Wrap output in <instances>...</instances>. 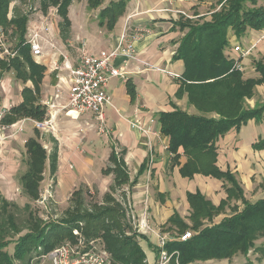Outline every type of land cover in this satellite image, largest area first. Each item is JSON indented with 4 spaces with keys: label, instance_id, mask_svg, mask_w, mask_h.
I'll use <instances>...</instances> for the list:
<instances>
[{
    "label": "crops",
    "instance_id": "obj_1",
    "mask_svg": "<svg viewBox=\"0 0 264 264\" xmlns=\"http://www.w3.org/2000/svg\"><path fill=\"white\" fill-rule=\"evenodd\" d=\"M117 1L119 0H106L104 6ZM125 1H127L126 13L119 18L113 29L106 26L101 27L97 15L96 25L94 24L96 28L92 25L95 29L92 33L84 27L80 30L79 36L75 32L79 31L78 28L73 29L72 26L70 34L75 33L77 39H84L83 49L87 54L94 56L117 48L125 33L130 41L135 36L138 38L134 42L135 55L127 63L126 78H112L108 82V94L112 105H108L104 111L105 132H101L100 123L93 113H85L77 120L65 115L63 107L69 104L71 89V73L66 65L74 68L78 66L83 49H78L76 58L68 51L69 48H74V43L70 40V36L66 40L62 38L57 17L55 23L49 25L50 32L47 35L56 48L52 49L45 44L44 55L41 58H34L30 53L33 63L44 69L38 86L33 80L24 82L16 78L13 70L2 71L0 68V80L3 81L0 86V111L7 110L4 116L9 114L14 107L22 104L25 89H33L34 95L38 96L36 105L42 106L45 112L42 120L23 118L13 124H3L9 128L6 131V140L0 144V162L5 158H15L14 153L18 154L16 149L10 146V141L19 142L22 136L28 137L24 141L25 147L28 140L37 137V132H39V139L49 154L57 152V172L54 175L57 176L60 194L64 196L73 192V197L79 190H82L83 197L84 190L79 188L81 185L90 189L92 193L96 191L104 197L112 193L116 198V193L126 191L132 202L129 208L133 222L127 215V206L123 203L126 216L134 231L147 238L141 240V246L148 264H158L156 233L168 234L164 226L174 214H178L188 224L192 213L188 194L200 193L215 207H219L227 200L225 191L227 184L223 181L202 174H195L191 179L185 178L179 171L180 167H171L172 157L168 151L170 142L168 137L162 135L160 115L174 112L177 109L192 116L219 118V115L215 112L204 114L198 111L194 105L189 104L187 92L181 90V79H173L166 72L157 70L171 71L180 76L185 72L183 61H175L174 57L186 31L182 32L179 26L175 25L179 15L174 14L173 11H182L185 8L191 10V17L205 18L203 14H198L193 10L198 3L194 0L186 3L180 0ZM212 1L207 0L213 5ZM213 2L216 4L215 1ZM12 5L8 15L10 19L13 17ZM219 7L213 13L219 11ZM47 12L31 15L26 37L30 27L38 24L39 19L42 23V18L48 14ZM83 21L86 22V18H83ZM105 28L108 30L106 36L104 40H100L97 36L98 30L101 33V30ZM94 31L96 39H93ZM137 31L142 33L136 35ZM231 33L228 34L230 47L224 52L227 58L235 61L239 57V53L234 51L235 46H238L237 43L234 46V42L240 41L242 44L241 40L245 42L242 44L244 45L242 49L250 50L251 48L254 57L252 62L260 61V57L264 58V31L250 29L241 38ZM18 55V58L24 61L22 56ZM248 56L242 57L245 59L241 63L242 67L251 61ZM122 60L119 59L112 65L119 68L123 65ZM250 69V72L245 74L247 69L245 67L243 69L245 80L260 77L253 65ZM9 74L12 76L9 77ZM13 75H15V80ZM129 85L134 87V95L129 92ZM47 100L54 104V108L46 107ZM262 105H264V85H259L255 88L253 97L246 100L245 107L252 109ZM50 116L54 120L53 128L48 133L37 130L32 123L33 120L46 121ZM25 119L30 121H27L23 131L16 135L14 133L16 129L11 126ZM135 124L138 127H133ZM261 139H264V120L258 122L252 119L241 129H232L217 142V167L223 172L230 170L236 175L244 188L245 197L249 201L251 199L252 204L264 199V149L258 150L254 147ZM50 142L53 145L51 148L48 146ZM16 146V144L13 145L15 148ZM25 148L27 153V147ZM179 152L181 153L180 162L183 165L187 157L183 155L182 148ZM113 153L117 159L124 161L127 173L128 182L119 187H114L116 175L113 171L114 164L110 159ZM112 187L116 188L114 193ZM102 202L94 203L102 204ZM224 213L225 209L215 217L214 223H219L228 216ZM145 216L151 232L142 231L140 228ZM76 230L83 235L82 238L87 244L94 242L100 247L104 245L101 238L89 240L81 229ZM146 245L149 247L148 251L145 248ZM236 260L237 263L240 261L239 264L246 262L245 258L241 260L237 257ZM195 264H202V262L198 261ZM223 264H232V260L227 259Z\"/></svg>",
    "mask_w": 264,
    "mask_h": 264
},
{
    "label": "trees",
    "instance_id": "obj_2",
    "mask_svg": "<svg viewBox=\"0 0 264 264\" xmlns=\"http://www.w3.org/2000/svg\"><path fill=\"white\" fill-rule=\"evenodd\" d=\"M15 1L0 0V29L5 31L8 43L18 50L24 61L18 57L10 62L2 61L0 68L2 71L13 70L16 78L24 82L33 80L38 86L44 69L33 63L31 49L25 45L31 15L15 6L10 19V7ZM33 1L40 2L43 13L52 6L58 7V14L62 18L59 29L62 38L68 39L72 29L66 13L74 0ZM105 1L88 0V8L91 11L100 10V26L113 29L126 13L127 1L119 0L104 6ZM214 1L215 7L221 6L210 20L205 19L203 23L183 20L175 24L182 32H187L181 39L174 59L184 63L185 72L180 84L181 90L188 94L189 104L204 114L215 112L219 118L192 116L177 109L161 114L160 123L162 135L169 138L172 168L180 167L181 175L189 179L195 174L219 179L229 185L226 189L230 197L236 195L242 198L243 192L235 176L217 167V142L232 129L239 130L252 119L258 122L264 120V105L252 109L245 107L246 100L253 97L255 88L264 85V62L254 63L259 78L245 80L243 73L235 67V61L227 58L224 52L230 47L229 32L241 38L250 29L264 31V0L262 5L259 0ZM129 92L134 95L132 85H129ZM23 95L22 104L4 116L3 124H13L23 118L44 119L45 112L42 106L36 105L38 96L34 95L33 89H25ZM39 134L37 132V137L28 140L25 146L28 168L20 178L21 191L29 202L20 207L0 193V264H31L33 260L36 264L38 256L62 246L66 240L78 241L73 233L75 229H81L89 240L101 238L111 264H148L141 246V240H146V236L134 231L123 203L118 202L112 193L104 197L102 204L94 203L89 207L84 202L82 190H79L72 197L73 206L57 221L45 220L34 210L32 204L41 197L40 189L45 174L49 171L54 175L58 161L57 152L49 154ZM254 147L264 149V139ZM181 148L187 157L183 165L180 162ZM110 159L116 175L114 187L122 186L128 182L124 161L117 159L114 153ZM114 187L113 193L116 190ZM188 200L192 208V225L174 214L164 226L166 233L177 231L176 234L182 235L193 232L192 238L187 241L168 242L166 251L174 254L171 262L176 263L177 260L179 264H195L198 261L227 260L238 256L246 259L243 264H255L249 256L251 251L264 258V245L257 246L256 243L264 238V199L254 204L244 202L242 211L226 216L219 223H214V219L224 211L226 201L215 207L200 193L188 194ZM159 254L157 247V258Z\"/></svg>",
    "mask_w": 264,
    "mask_h": 264
},
{
    "label": "built area",
    "instance_id": "obj_3",
    "mask_svg": "<svg viewBox=\"0 0 264 264\" xmlns=\"http://www.w3.org/2000/svg\"><path fill=\"white\" fill-rule=\"evenodd\" d=\"M186 3L189 0H181ZM180 12V11H179ZM184 14V13H183ZM58 10L52 8L47 15L42 18L41 21L30 27L28 36L26 37L25 45L31 49V54L34 58H41L44 55L45 44L49 45L52 49H55V45L48 38L50 32L49 25L55 23L58 17ZM187 16V15H186ZM141 34V31H137V34ZM138 39L135 36L132 41L129 40L127 34L122 36L121 43L117 48L111 51H104L98 56L87 54L83 49L80 55V64L78 66L71 67L66 65V68L71 73V89L69 94V104L63 107L66 116L77 120L81 115L85 113H93L96 115L97 120L100 123L101 132H105V115L104 111L108 105H112V100L108 94V82L112 78L125 79L127 75V63L133 59L135 55L134 42ZM126 42V43H125ZM240 47L236 46L235 51ZM241 53H243L240 50ZM18 50H14L6 39V33L3 29H0V62H10L16 59L19 55ZM246 55V53H243ZM248 54V53H247ZM123 59L119 68L113 66L117 60ZM161 72H166L173 79H180L181 76L176 73L167 70L157 69ZM3 81L0 80V86ZM54 108V104L47 100L46 107ZM7 110L0 111V144L6 140V131L9 127L3 126L4 115ZM54 118L50 116L48 120L43 122L32 121L35 128L42 132L52 130ZM28 119L18 122V124L11 127L16 129L14 133L19 134L23 131V128ZM133 127H138L135 124ZM146 215V214H145ZM141 230L145 232H151L147 223L146 216L141 222ZM74 235L78 237V245L73 246L69 242L51 250L49 253H44L36 258V264H111L108 253L101 248H97L94 242L87 244L81 233L77 230L73 231ZM157 247L160 250L158 257V264H169L172 261L174 254H168L166 247L169 241L172 240L169 235L156 233ZM192 238V233L187 232L179 236V241H187ZM178 262V261H177Z\"/></svg>",
    "mask_w": 264,
    "mask_h": 264
},
{
    "label": "rangeland",
    "instance_id": "obj_4",
    "mask_svg": "<svg viewBox=\"0 0 264 264\" xmlns=\"http://www.w3.org/2000/svg\"><path fill=\"white\" fill-rule=\"evenodd\" d=\"M17 1H15V3H13V5H12L13 9L15 8V6H17L23 13H26V14H30V15H34L36 13L43 14L42 11L40 10V2L39 1H36V2L33 0H21V1L17 0ZM213 1H212V3H213V5H212L211 3L207 2V0H194V2L198 3V5L196 7H193V10H195L198 14H203V16L205 18L200 19V18H197L196 16L191 17L190 16L191 10L189 11L188 9L186 10L185 8H183V10L180 12H179V10H176L177 12L173 11V13L176 15H179L178 22L184 20V21H189L190 23L191 22L192 23L197 22V21H199L200 23H203V21L205 19L206 20L209 18L211 19V15H212L213 11H215V8H218L220 6L219 5V6L215 7L216 4ZM262 1L263 0H259L260 5H262ZM51 8H55L58 10V7H55V6H52ZM66 14H67L68 20L71 23V29H72V26H73V29L78 28L79 31H75V32H77L76 34L80 36V30H82V28H84V27L90 33H92V31L95 30L92 25H94L97 21V15H99V10H97V11L89 10L88 0H74L73 3L68 6ZM58 18H59V23H60L62 21L60 14L58 15ZM83 18L84 19L86 18V22L83 21ZM39 22H40V19H39ZM95 25H94V27L96 28ZM107 31L108 30L106 28L101 30V33L98 30V34H97L98 38L100 40H104V37L106 36L105 34L107 33ZM71 33H72V31H71ZM73 34H74V36L72 37ZM73 34L70 35V40L72 41V43H74V48H69L68 51L73 55L74 58H76L78 56V49L81 48V50H82L85 46V42H84V39H82L80 37H79L80 39H77V35H75V33H73ZM95 36H96V34L94 31V38L93 39H96ZM241 42H242V44L243 43L245 44V42L243 40H241ZM235 43H237L236 45H238L239 47H240V45L242 46V47H240V49L238 51L236 50V52L239 53V55H238L239 57L237 56L238 58L235 60V67L240 72H244L243 69L245 67L247 70H245L244 74L247 72H250V70H251L250 67L252 65L254 67V63H255V62H252L254 57H253V52H252L251 48H250V50H245V49H242L244 47V45H242L240 43V41H235L234 46H235ZM247 46H249V44ZM240 50L243 53H246V55L241 53ZM234 51H235V48H234ZM248 55H250V56H248ZM245 56H248V58L251 59V61L249 63H246L245 66L242 67L241 63L244 59L242 57H245ZM259 60H260V62H262L264 60V58L260 57ZM8 76L11 77L12 74H9ZM13 78H14V80L16 79L15 75H13ZM16 82H18V81H16ZM245 105H246V103H245ZM27 139H28V137L22 136L21 139H19V142L10 141L11 145L10 144L9 145L13 149H16L18 154L14 153V155H16L15 158L14 157L10 158V159L5 158L4 161L0 162V193L5 198L16 203L20 207L26 206V204L29 202L28 198L23 194V191H21V186H20L21 175L28 168L27 161H26V159H27L26 148L24 147V141H26ZM48 139H50V138H48ZM15 144L17 145L16 148L13 147V145H15ZM9 145H8V147H9ZM51 145L52 144L50 142L48 144L49 148H51L53 146V145L52 146ZM5 150H7V149H5ZM228 171H230V170H228ZM45 175H46L45 180L42 183L41 189H40L41 190V197L38 201H36L32 205H33L34 210H37L39 212V215H41V217L43 219L49 220V221L51 219H53L52 221H57V220H59V218H61L65 215V212L69 207L73 206V204H72L73 192L62 196L60 194L59 186L57 185V176L51 175L49 173V171ZM233 175L235 176L237 183L240 184V186H241V189L243 192V197L237 198L236 195L230 197L228 195L229 193H228L227 189L225 190L226 195H227L226 196V199H227L226 202L227 203H226L225 208H224L225 209L224 214L225 215L228 214V216H232V214L239 213L240 211H242V209L245 207L244 202L251 203L250 202L251 199L249 201L245 197V192H244V188L242 187V184L240 183V181L237 180L236 175L235 174H233ZM227 186L229 187V185H227ZM227 186H226V188H228ZM230 186L232 187V185H230ZM79 188H82L84 190V192H83L84 201L89 207L92 206L94 204V202L103 201L104 195L97 193L96 191H95V193H92V191L90 189H88L87 187H84L83 185L79 186ZM235 192L237 193V191H235ZM127 194L128 193L126 191L118 192V193H116L115 197L119 202H122L125 204V206H127L126 207L127 211H128L127 215L130 218V220H132V222H133L132 214H131V211L129 208L130 203H132V202H131L130 196ZM188 225H192V221L189 220ZM176 232L177 231L168 232L167 235H169L170 238H172L171 241L179 240L180 235L176 234ZM191 233H193V232L191 231ZM67 242H69L73 246L78 245L77 241L66 240L65 244ZM256 243H257V246L264 245V238L257 240ZM98 247L103 249V247H100L97 245V248ZM145 248L147 251L149 250V247H147V245L145 246ZM9 250H11V253H13L12 247H10ZM37 251H38V249H37ZM37 251H34V252H37ZM253 254H254V252L251 251V253L249 255L251 257L250 259H252L253 262H257L258 264H264V258L258 256V254L255 256ZM237 257L238 256L234 257L233 259H228V260H232V264H239L240 261H238V263H237V260H236ZM240 258L242 260L244 257H240ZM33 261L31 262V264H35ZM201 262H202V264H223L224 262L226 263V260L212 259L209 261H201ZM172 263L173 264H179L177 262L175 263L174 261Z\"/></svg>",
    "mask_w": 264,
    "mask_h": 264
}]
</instances>
